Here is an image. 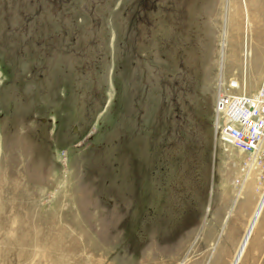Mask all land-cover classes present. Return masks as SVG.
<instances>
[{"label": "rangeland", "instance_id": "obj_1", "mask_svg": "<svg viewBox=\"0 0 264 264\" xmlns=\"http://www.w3.org/2000/svg\"><path fill=\"white\" fill-rule=\"evenodd\" d=\"M261 2L0 0V264H230L264 154L213 108L264 78Z\"/></svg>", "mask_w": 264, "mask_h": 264}, {"label": "built area", "instance_id": "obj_2", "mask_svg": "<svg viewBox=\"0 0 264 264\" xmlns=\"http://www.w3.org/2000/svg\"><path fill=\"white\" fill-rule=\"evenodd\" d=\"M238 84L230 80L216 93L213 108V130L220 145L231 146L261 160L264 152V78L253 95L233 94ZM251 158V159H252Z\"/></svg>", "mask_w": 264, "mask_h": 264}, {"label": "bare ground", "instance_id": "obj_3", "mask_svg": "<svg viewBox=\"0 0 264 264\" xmlns=\"http://www.w3.org/2000/svg\"><path fill=\"white\" fill-rule=\"evenodd\" d=\"M256 4V3H258V0H248V3H247V1L246 0H241V4H242V7H243V16H244V19H245V21H246V26H247V23H248V17H249V8H248V6L250 7V10L252 9V4ZM261 3H263L264 4V0H263V2H261ZM262 4V5H263ZM239 18H240V10H239V7H238V5L236 4V6H235V9H234V11H233V20L235 21V24L236 25H238V21H239ZM234 23V22H233ZM258 42V41H257ZM224 45H225V43H224V41L222 42V44H221V48H222V50H221V54H222V56L221 57H223V55H224V50H223V48H224ZM221 83V82H220ZM222 85V84H221ZM263 143H264V140L262 141V145H263ZM252 158V157H251ZM250 158V160H249V163H247V169H246V175L248 176L249 175V173H251V171L253 170V168H255V166H256V162L258 161L257 160V156H255V157H253L252 159ZM245 175V176H246ZM256 204H255V207L253 208V211L251 212V214H250V216H249V218H248V220H247V226H246V228H245V230H244V233H243V236H242V238H241V240H240V242H239V245L237 246V249H236V251H235V254H234V256H232L233 258L231 259V262H230V264H239L240 263V261H241V259H242V257H243V255H245L246 253H245V251L247 250V248H248V244H249V241L251 240V241H253L254 239H253V237H255V228H256V225H257V223L259 222V221H261V219H262V217H263V215H262V213H263V211H264V192L262 193V194H260L259 195V197H258V200H257V202H255ZM263 219H264V217H263ZM244 221V220H243ZM263 221V220H262ZM260 223V222H259ZM264 223V222H263ZM263 223H260L261 225L263 224ZM259 225V224H258ZM259 228V227H258ZM262 229V228H261ZM256 238V237H255ZM260 240V239H259ZM258 249V248H257ZM253 251H255V250H253ZM252 251V252H253ZM245 253V254H244ZM263 253V252H262ZM225 255V254H224ZM252 256V255H251ZM256 258V257H255ZM224 261V260H223ZM244 264V263H243Z\"/></svg>", "mask_w": 264, "mask_h": 264}]
</instances>
